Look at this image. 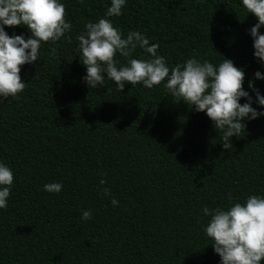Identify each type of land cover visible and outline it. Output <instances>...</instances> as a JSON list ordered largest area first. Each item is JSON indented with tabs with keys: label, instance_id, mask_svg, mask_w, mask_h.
<instances>
[{
	"label": "trees",
	"instance_id": "16d2710c",
	"mask_svg": "<svg viewBox=\"0 0 264 264\" xmlns=\"http://www.w3.org/2000/svg\"><path fill=\"white\" fill-rule=\"evenodd\" d=\"M60 2L72 42L42 43L40 60L21 66L25 90L0 97V163L14 176L0 209V264H221L202 209H227L229 192L242 204L264 196V116L245 120L226 150L206 113L174 103L166 81L152 89L126 83L121 92L106 79L89 89L76 37L105 16L111 0ZM110 19L125 36L138 30L158 43L170 67L193 57L232 60L255 100L248 83L264 64L249 34L258 19L242 0H126L122 15ZM4 27L10 37L31 35L23 25ZM143 56L138 47L133 58ZM116 59L127 63L119 53ZM254 86L264 95V80ZM49 183L63 188L46 192Z\"/></svg>",
	"mask_w": 264,
	"mask_h": 264
},
{
	"label": "clouds",
	"instance_id": "9594fccd",
	"mask_svg": "<svg viewBox=\"0 0 264 264\" xmlns=\"http://www.w3.org/2000/svg\"><path fill=\"white\" fill-rule=\"evenodd\" d=\"M126 0H111L105 16L97 22H87L84 31L77 37L79 57L86 66V75L82 78L89 89L102 88L105 80L115 83L119 91L125 84L132 86L142 83L147 89L162 82L174 103L183 101L196 112H205L220 133L224 149L232 147L231 138L239 136L245 130V120H255L264 116L253 103L264 107V95L254 86V80H264L260 71L254 73L248 88H243L245 72L224 58L215 65L208 60L201 61L193 57L183 64L170 67L166 58L158 54L160 45L151 43L149 38L138 30L129 31L125 36L114 27L112 17L122 15ZM243 7L253 14L258 22L249 29L253 39L254 57L264 64V0H242ZM66 7L60 0H0V97H17L26 88L21 80V66L33 64L39 59L42 43L55 44L61 39L72 42L73 25L66 20ZM26 26L31 35L25 39L22 35L9 36L4 26ZM143 49L145 56L133 58L137 48ZM117 53L127 58L126 64H120ZM51 56H58V50L51 47ZM241 98L246 102L241 104ZM2 103V101H0ZM101 175H106L102 173ZM13 172L0 163V209H6L13 185ZM102 185L106 184L101 180ZM62 183H49L44 190L59 193ZM105 196H111V190L102 189ZM227 199L230 207L202 209L204 216L210 217L204 228L206 236L211 238L213 250L221 258V264H261L264 260V196L251 195L246 201L233 202L232 193ZM112 205L119 201L111 199ZM92 218L90 210L82 212L81 219Z\"/></svg>",
	"mask_w": 264,
	"mask_h": 264
}]
</instances>
